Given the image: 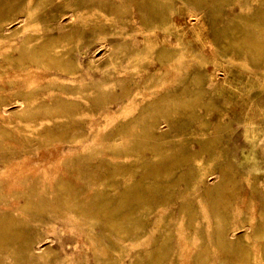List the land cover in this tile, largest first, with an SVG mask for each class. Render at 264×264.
I'll use <instances>...</instances> for the list:
<instances>
[{"label":"rangeland","instance_id":"obj_1","mask_svg":"<svg viewBox=\"0 0 264 264\" xmlns=\"http://www.w3.org/2000/svg\"><path fill=\"white\" fill-rule=\"evenodd\" d=\"M143 2L141 13L133 9V14L124 10L110 16L108 29L96 30L92 44L82 46V63L92 74L84 81L91 99L83 95L79 100L78 129L55 125L50 119V123L44 119L34 123L26 118L13 95L17 82L9 83L19 68L0 65V84L5 86H0V100L6 95L9 102L0 108V264H264V252L257 248L245 255L198 252L190 223L195 218L200 231L215 240L218 215L231 223L249 217L253 223L260 221L259 193L252 210L249 194L242 203L239 196L241 186L249 188L255 178L264 184V90H251L257 92L258 124L248 129L247 122H234L231 142L238 136L236 144L228 151L218 146L215 160H205L216 165L231 160L228 208H212L205 182L196 183V172L205 164L201 160V134L186 133L183 138L184 152L194 157L184 166L180 199L173 184L174 130L163 118L162 129L148 128V118L155 114L153 107L171 88L177 65L187 70L192 95L198 94L205 102L196 108L204 111L212 108L219 93L234 96L226 83L221 91L206 87L211 74H217L221 82L229 77L264 79V60L254 61L245 56L246 49H239L247 47L241 38L264 24V0ZM13 16L11 12L10 18ZM18 26L15 21L11 29ZM26 31L28 28L18 36ZM11 38H7L8 45ZM131 42L141 51L134 61ZM11 53L13 60L8 58V64L18 56L17 50ZM35 64L30 63L33 71L22 83L24 88L29 81L31 85L61 83L69 77L63 72L59 79L57 67L38 71ZM76 70L77 76L83 73L82 67ZM226 106L232 108L235 102ZM241 115L246 118L247 111ZM189 164H193L190 171ZM209 177L210 182L216 180L215 175ZM246 234L251 236V229L239 227L233 237L245 239Z\"/></svg>","mask_w":264,"mask_h":264},{"label":"bare ground","instance_id":"obj_2","mask_svg":"<svg viewBox=\"0 0 264 264\" xmlns=\"http://www.w3.org/2000/svg\"><path fill=\"white\" fill-rule=\"evenodd\" d=\"M44 1L45 0H0V65L4 67L15 65L19 68V70L15 69V80L10 81L9 83L17 82L16 87L13 88V95L15 96V101L21 104L26 118L31 119V121H33L34 123H41V121L44 119L46 123H50L51 120L55 125L60 124L67 128L71 127L73 129H78V124L81 122L80 111L78 110L81 101L80 98L81 96L86 95L91 99L90 94L85 92L84 81H86L88 76H92V74L90 72L91 70L89 71L88 69L87 71L84 67V64L82 63V59H84L82 58V54L84 53L82 46L84 44H92L94 32L96 30L104 32L108 29L107 21L110 16L114 17L124 10L129 11L131 14H133V9H137L141 13L144 2L143 0H121L120 3H117V0ZM11 12L14 14L13 18H10ZM82 18H91V20L86 21ZM15 21L19 24V26L16 30H13L11 29V25ZM257 25H259V23H257L256 26ZM27 28L28 31H26L23 36L19 37L18 35L23 33V31H25V29ZM9 36L12 37L9 43L10 45H8L6 42ZM243 37L244 38H241V40H243L247 47L243 48L242 46H239V49H246L245 56H248L249 58L257 62L262 59L264 60V24L261 25L259 31L250 32L248 33V35H244ZM130 47L131 54L134 53L133 55H131V60H137L141 55L139 47L136 43L133 42H131ZM11 50H17L18 56L15 57L14 55V61H9L11 64H8L7 59L9 58L10 60V58L13 57ZM89 56L90 55H88V58H90ZM91 58L93 57L91 56ZM31 62L37 64L38 71H40V69H42L43 67H57L59 68L58 70H60V72H56L55 75H57L59 79L64 76H61L63 72L69 74V77L66 78V81H62L61 83L47 82L45 84L31 85V81H29L30 83H27L28 87L24 88L23 84L27 82V80L29 79L28 76L33 71V68L30 65ZM78 67L83 68V73L79 74V76H77L79 71L76 70ZM173 69L174 74L171 80V88L166 92V96H163L162 99H160V103L154 105L153 110L155 114L148 118V128L150 131L155 129H162L161 125L163 124V122L161 121V119L163 118L164 121L174 130V134L176 137L174 152L175 158L173 161L174 164L172 163V165L175 167V180L173 181L174 183H172L177 188L178 193L180 192L178 197L181 199V188L183 187L181 182L184 179L185 175L184 166L186 165V163H189L194 157L193 153L186 154L184 152V135L186 133H190L191 135L200 133L201 137L199 142L203 154L201 160L202 162H205L206 159L214 161L215 151L218 146L224 148L225 151H228L232 144H236L237 139L239 138L238 136L235 142H231L232 135L236 131L234 122H247L248 129L255 127L258 124L259 119L255 115V95L257 92L252 93L251 90H254V88L256 87H260V89L264 90V79L254 81L252 79L245 80L244 78L237 79L235 77H229L226 82H221V80L217 78V74H211L208 78L206 87L216 91H221L225 88L221 86H223V83H226L228 90H230V92L235 97H231L227 94L222 96L219 93L216 103L213 102L214 104H211L212 108L210 109L209 107H206L204 111L196 108L204 101L201 100L198 94H196L195 96L192 95L191 88L189 86L190 82L187 80V70L183 65H177L173 67ZM2 73L0 76H2ZM124 81H126V85L124 86V92L126 93L127 89H129V79ZM0 86H2V88L5 87L3 84H0ZM46 88L47 90H49L47 92H44V89ZM245 89H248L249 91L246 92ZM41 91L43 93H40ZM38 94L41 95L37 96ZM244 94H248V96L246 97ZM47 96L50 97L49 101L47 99ZM231 102H235V106L232 108L227 107L226 104H230ZM8 103L9 102H7L6 95H3L0 100V108H5L6 104ZM245 110L247 111V117L243 118L241 114L242 111ZM193 121L194 124L192 125L191 122ZM239 147L240 146H238V148ZM233 148H235V146ZM236 150L234 152H236ZM261 150L263 151L264 149ZM237 157L239 156H236L235 158ZM230 161L224 164L220 163L217 165L205 162V164H203L201 168H199V170H197L196 172V183L200 180L205 182L207 187L206 195L212 208H228V206L231 204V200L228 195L231 192V187L229 184L230 180L228 177V169L231 165ZM192 168L193 164H189L187 170L190 171ZM162 171L163 169L161 170V173ZM210 175H215L216 180L210 182ZM241 188L242 189L239 196V202H245V197L249 194V203L251 210L254 209L253 201L257 196V193H259L261 201L260 221L258 223H253V218L249 217L242 218L237 222L231 223V221L224 215H218L216 216V219L220 221L217 225L218 236L215 240H213V236L211 234H206L200 231V226L195 221V218H193V220H191L190 222L194 227L192 242L197 245L198 252L204 255H210L214 252H220L224 255H234L237 253L245 255L256 248L264 252V184L261 186L260 184H258L257 179L255 178L254 180H251L249 182V188H246L244 185H242ZM118 227L119 225L117 226V228ZM239 227H244L245 230L251 229V236L249 234H246L245 239H234V231ZM130 232L131 231H129L128 233ZM246 242H253L254 245H246ZM239 261L240 263H242L240 259ZM6 262H8L7 259ZM229 264L233 263L229 261Z\"/></svg>","mask_w":264,"mask_h":264}]
</instances>
